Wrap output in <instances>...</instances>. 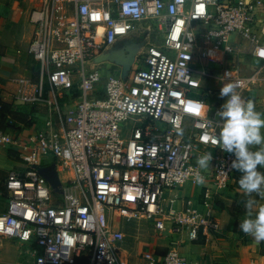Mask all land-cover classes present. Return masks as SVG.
Masks as SVG:
<instances>
[{"label": "built area", "instance_id": "2783aa9c", "mask_svg": "<svg viewBox=\"0 0 264 264\" xmlns=\"http://www.w3.org/2000/svg\"><path fill=\"white\" fill-rule=\"evenodd\" d=\"M29 21L37 74L18 77L12 99L46 107L57 125L31 136L25 169L5 178L0 237L31 244L38 254H21L32 264H129L117 216L190 240L218 230L211 207L239 171L217 143L220 108H210L202 84L211 74L195 63L226 65L235 53L239 66L243 52L264 67V0H38ZM131 35L144 40L137 66L104 75L101 51ZM225 74L241 94L256 80L240 67ZM12 144L0 125V145ZM50 164L65 175L59 187L44 171ZM187 183L201 186L195 202L173 194ZM158 260L197 264L176 246Z\"/></svg>", "mask_w": 264, "mask_h": 264}, {"label": "crops", "instance_id": "0c3cea01", "mask_svg": "<svg viewBox=\"0 0 264 264\" xmlns=\"http://www.w3.org/2000/svg\"><path fill=\"white\" fill-rule=\"evenodd\" d=\"M38 0H0V103H4L7 111H0V125L5 126L7 131L12 134L14 144L0 145V185L4 189V195L1 193L0 200L3 199L4 209L7 205V192L4 186V181L9 172L15 169L18 161H23L21 154L22 147L30 143L31 136L35 135L39 130L49 129L57 125L55 116L51 114L46 107H31L29 105L14 102L12 93L16 88L15 80L21 76H34L33 63L34 60L28 53V46L33 33V25L29 21V13L32 7L36 5ZM246 44V41L243 42ZM252 58V57H251ZM253 59V58H252ZM8 117L13 122L8 123ZM252 150H264V145H252ZM24 162V161H23ZM25 163V162H24ZM54 165L50 164L44 168V171L50 178L49 169ZM55 167V166H54ZM264 172V169H262ZM57 183H52L54 186L61 185V178L65 180V175L56 173ZM201 186L192 183H187L183 187L173 191V194L178 195L185 200L190 198L195 202L200 194ZM236 191L230 187L211 207V214L219 222V229L216 231L202 232L197 240L188 239L185 234L170 236L167 233H160L149 222V227L153 230V235L148 234L144 239L143 257L140 258V264H160L159 258L171 247L176 246L179 251L187 256L190 260L197 264H243L239 248L242 246V238L237 224L240 219L233 214L227 205L219 203L220 198L226 194H234ZM175 207L181 208L184 206L183 200L176 201ZM200 211H207L204 205H193ZM264 208V192H261L256 197V206L253 209V218L258 214L259 209ZM247 212L243 219H248ZM147 222V221H146ZM5 237H0V264H20L30 262L29 257L25 259L22 256V251L33 249L31 244H22L20 241L14 240L21 244L19 259L14 262H7L3 259L7 253L10 243L4 242ZM11 239V238H10ZM248 245V263L261 264V248L262 244L257 245L250 237L245 241ZM124 243V250L129 251ZM29 252V251H28ZM153 255L156 261L146 258V254ZM122 254V256H123ZM15 256V255H14ZM124 258V257H123ZM127 258V259H126ZM129 264L130 258L125 255ZM31 263V262H30ZM32 264V263H31Z\"/></svg>", "mask_w": 264, "mask_h": 264}, {"label": "rangeland", "instance_id": "374dc122", "mask_svg": "<svg viewBox=\"0 0 264 264\" xmlns=\"http://www.w3.org/2000/svg\"><path fill=\"white\" fill-rule=\"evenodd\" d=\"M138 34H134L135 37H137ZM152 36H158L161 37L160 33L152 32V34H149ZM132 35L127 38L120 39L116 44L112 45L111 47L104 48L98 59L97 64L98 67L103 71L104 75H107L111 72H121L123 74L128 73L129 71H133V69L137 66L139 63L137 57L139 56L140 52L143 50L144 47V40L142 42L140 41H133ZM246 41V40H245ZM240 57L242 61H240V65L236 62L235 53L234 56L231 57L228 60V63L226 65H223L221 63H216L213 61H208L206 59H203L205 62V66H203L202 63L198 62L195 63V67L199 70H206L211 75H208L204 77V80L202 81L203 87L206 89V91H209V89H212V94L208 96L207 104L210 106V108H220L222 104L225 101V97L220 96V89L222 87L223 83H227V80H222L223 75L229 70L227 73H232V70L237 68H241V72L252 76V78H256V80L252 81L251 84L248 86L246 90L243 91L242 95L245 99H251L255 103V108L258 112L264 116V67L263 63L259 60L252 59L248 54H245L243 52H240ZM33 70H34V76L37 74V64L33 63ZM15 169L18 170H24L25 169V163L23 161H18L16 164ZM262 171V169H261ZM49 176L52 178V181L54 183L58 184L57 176L59 171L56 169V167H52L49 169ZM242 175L241 172H238V174L235 176L233 183L231 185V188H233L236 192L232 195L226 194L224 197L220 198L219 203L222 205H227L230 209V211L237 216L239 220L237 224V229L239 230L242 238V246L239 248V254L242 260L243 264L248 263V245L245 244V241L250 239V236L244 235L238 225L243 222V216L245 215V212H247L245 208V204L248 200H254L256 202L257 195H248L246 194L243 189L240 187L239 179ZM1 187V193L4 195V189ZM56 187H59L57 185ZM3 199L0 200V211L4 209ZM116 222L120 223V227L123 230L125 234V241H126V247L129 251H125L123 254V257L125 258V255H128L130 258L131 264H140V258L143 257L144 250H143V241L146 239L148 234L153 235V230L149 227L148 222H146L143 218H125L121 216L116 217ZM4 242H9L10 246L5 254L4 261L7 262H14L16 259H19L20 255V249L21 244L15 242L14 240L10 238H4ZM262 244V248L260 251L261 254V264H264V243ZM0 250L2 251V248L0 247ZM33 254H38V251L36 249H33ZM15 255V256H14ZM139 256V257H138ZM127 259V258H126ZM24 264H31L30 262L24 263ZM87 264V263H82Z\"/></svg>", "mask_w": 264, "mask_h": 264}, {"label": "clouds", "instance_id": "9594fccd", "mask_svg": "<svg viewBox=\"0 0 264 264\" xmlns=\"http://www.w3.org/2000/svg\"><path fill=\"white\" fill-rule=\"evenodd\" d=\"M228 73L225 74L227 76ZM235 82L223 83L220 96L227 97L218 113L221 118L220 132L217 143L221 149L232 153L234 159L231 166L242 173L239 179L240 187L248 195H259L264 192V150H252V145H264V116L255 108L251 99H245L237 90ZM212 153H206L198 158V165L207 168L212 160ZM202 183L203 177L197 176ZM254 200L245 204L248 219L238 225L240 231L250 236L259 245L264 243V208L253 218Z\"/></svg>", "mask_w": 264, "mask_h": 264}, {"label": "trees", "instance_id": "16d2710c", "mask_svg": "<svg viewBox=\"0 0 264 264\" xmlns=\"http://www.w3.org/2000/svg\"><path fill=\"white\" fill-rule=\"evenodd\" d=\"M7 111V107L4 103H0V111H2L3 113H5Z\"/></svg>", "mask_w": 264, "mask_h": 264}]
</instances>
